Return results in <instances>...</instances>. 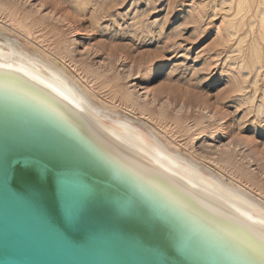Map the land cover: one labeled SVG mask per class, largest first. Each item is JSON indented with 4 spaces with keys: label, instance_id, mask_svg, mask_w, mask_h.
Here are the masks:
<instances>
[{
    "label": "water",
    "instance_id": "obj_1",
    "mask_svg": "<svg viewBox=\"0 0 264 264\" xmlns=\"http://www.w3.org/2000/svg\"><path fill=\"white\" fill-rule=\"evenodd\" d=\"M0 264H264V210L0 44Z\"/></svg>",
    "mask_w": 264,
    "mask_h": 264
},
{
    "label": "rangeland",
    "instance_id": "obj_2",
    "mask_svg": "<svg viewBox=\"0 0 264 264\" xmlns=\"http://www.w3.org/2000/svg\"><path fill=\"white\" fill-rule=\"evenodd\" d=\"M0 29L264 200V0H0Z\"/></svg>",
    "mask_w": 264,
    "mask_h": 264
},
{
    "label": "bare ground",
    "instance_id": "obj_3",
    "mask_svg": "<svg viewBox=\"0 0 264 264\" xmlns=\"http://www.w3.org/2000/svg\"><path fill=\"white\" fill-rule=\"evenodd\" d=\"M0 44L50 69L65 84H67L75 93H77L85 102H87L93 109L111 118L112 120L130 129L131 131L137 133L138 135L156 144L157 146L163 148L169 153L175 155L176 157L180 158L181 160L185 161L186 163L190 164L196 169L202 171L203 173L207 174L208 176L212 177L213 179L217 180L223 185L239 193L240 195H242L243 197H245L246 199H248L249 201H251L252 203H254L255 205H257L258 207L264 210V200L261 197L253 194L247 189L240 187L234 182H230L226 180L222 175L217 173L215 170L198 162L192 157L184 155L181 149L175 148L171 145L166 144V142H164L163 140L159 138L158 134L154 131V129L149 124L144 122L142 119H139V118L133 119L131 118L132 116L129 117L128 115H125V114L120 115V113L117 112L116 110L114 109L112 110L111 108L106 107L103 104H101V102L96 101V99L92 98L88 94V92L85 91V89L72 77V75L69 73V71L65 67H63L62 65H59L61 62L60 63L57 62L58 64L55 63L53 60L48 58L46 55L34 49H31L29 46L23 44L20 40L5 33L3 29L2 30L0 29ZM158 69L157 71L160 72L161 68H158ZM155 76H156V73L153 74L152 77H155Z\"/></svg>",
    "mask_w": 264,
    "mask_h": 264
}]
</instances>
